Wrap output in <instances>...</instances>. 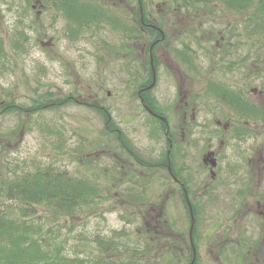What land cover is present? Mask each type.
Returning <instances> with one entry per match:
<instances>
[{"label": "rangeland", "instance_id": "1", "mask_svg": "<svg viewBox=\"0 0 264 264\" xmlns=\"http://www.w3.org/2000/svg\"><path fill=\"white\" fill-rule=\"evenodd\" d=\"M29 1L27 6L25 0H0V37L4 53L0 57V105L8 100L20 106H30L38 99H56L60 103L67 96L77 101L72 99V102L33 115L1 114L0 173H21L36 167H52L96 183L100 189L99 195L94 197L95 202L91 206H81L74 216L56 219L53 224L57 229L61 227L60 233H64L67 239V242H63L65 252L87 260L86 264H91V257L99 253L92 242L94 237L99 236L110 238L117 244L112 255L117 258V264L136 259L140 264H188L187 234L190 222L176 194L177 210L171 213L179 216L177 230L180 235L167 234L165 238H170L166 240L164 249L161 248V232L158 240L150 241L154 226V222L150 221V207L155 206V211L158 210L163 185L172 186L171 179L161 168L140 170L118 146L115 136L105 129V119L98 109L78 101L91 105L97 102L106 107L113 125L122 131L124 139L130 143L136 142L137 145L132 147L139 157L151 164L158 162L168 149L166 138L156 125L151 126L152 123L148 122L136 96L137 85L148 78L149 73L147 58L143 65L145 58L141 47L134 42L127 58L121 55L123 53L119 48L109 54L103 52L102 44L113 45L122 41L117 31L109 29L87 33L83 30L77 37L67 39V23L59 13L48 8L49 3L39 2L40 5L37 4L33 10L31 5L36 0ZM130 1L135 4L134 0ZM180 2V6L178 3L172 6L168 0L167 6L175 11L177 8L185 16V2ZM209 3L210 7L216 4ZM195 5L198 7L195 12L197 16L190 20L189 25L183 15L178 16L177 22L172 20L174 16H170V24L167 16L163 18L162 23L170 28L176 25V32L171 37V51L165 47L164 52H156L159 58L156 82L147 95L158 107L161 92V110L167 113L172 122L179 118L175 110L178 104L177 87L181 85L182 94H189L190 104L197 96L194 98L197 124L203 126L195 130V138H190L186 132V144H181L185 149L190 139L195 141L192 159L187 154L181 159L183 166L192 168L191 172H182V176L192 173L195 180H192L189 190L195 193L192 194L194 204L199 205L196 217H192L198 255L196 263L219 264L226 254L227 264H242L240 258L236 263L233 252L228 250L229 244H235H225L220 249L219 242L221 236L226 238L228 227L235 233L244 234L243 241L248 231L264 233L262 218L252 209L249 210L253 199L264 191V180L260 185L257 184L258 180L252 182L253 191L250 192L254 198L249 193L243 201L234 196L241 185L222 175H218L216 182L209 187L211 193L208 190L205 195L200 194L209 180L201 160L206 146L203 143L208 139L207 133H203L204 127L207 126V130L215 129L216 119L226 120L231 115H236L232 117L236 122L243 120L224 103L205 97L200 92L205 81L225 82L234 89L241 88L244 97L257 105L264 115V45L260 35L255 32L238 33L241 17L227 11L221 4L215 11L202 3ZM149 7L155 12V5ZM162 9L164 6L161 4V12H169ZM37 11L40 12L36 15ZM243 20L240 22L243 23ZM180 29L183 30L182 34ZM21 31H24L27 42L24 48H15L12 41H18L17 33ZM221 37L231 45L221 47ZM49 39L52 45H44ZM193 41H197V46ZM217 41V48H213ZM174 47L195 55L194 65L200 69L197 77L187 73L188 69L172 53ZM97 53L103 56L104 62L98 61ZM98 84L103 91L97 90ZM107 92L110 94L107 95ZM48 93L50 97L46 96ZM187 111L190 112L189 109ZM247 124L257 127L258 133L255 138L245 136L243 146L246 152L252 145L255 148L264 144V121L251 118ZM212 144L217 145L218 140H213ZM250 155L247 153L244 157L246 162ZM226 165L230 172L238 173L247 171V165L253 166L251 163L245 165L243 161H225ZM245 189H249L248 183ZM212 193L215 195L212 196ZM231 240L233 242L235 238ZM246 251L243 253L246 260L253 262L258 259H251Z\"/></svg>", "mask_w": 264, "mask_h": 264}, {"label": "flooded vegetation", "instance_id": "2", "mask_svg": "<svg viewBox=\"0 0 264 264\" xmlns=\"http://www.w3.org/2000/svg\"><path fill=\"white\" fill-rule=\"evenodd\" d=\"M80 1L84 2V0H80ZM95 1H97V3H94L92 1L91 2L93 4L100 5L98 6V9H100L101 11L103 10L105 13L107 14L109 13L111 17H114L115 19L120 20L129 29L135 26L136 28L141 30L143 33L148 34V36L150 34L151 36L152 35L154 36L155 34H159V37L156 39L152 40L151 37H148L146 38L145 41L136 42V44L141 47V52H144V54L142 53L145 58V60L143 61V65L145 64V61L147 58L148 68L151 74L150 79L146 77L143 81H140V83L137 85L136 96L138 98L139 105L141 106L142 110L146 113L147 119L149 120L148 122L152 123L151 126L155 127L156 125L158 129L160 130V132L162 131L163 136L166 138L168 149L166 150L164 156L158 162L151 164V162L145 161L144 159H141L139 157L138 153H136L134 148L132 147V145H137L136 142L133 141L132 142L133 144H132L129 142L128 139L126 138L124 139L122 131L117 126L114 125L115 127L110 129L105 125V129L110 131L111 135L115 136L116 141L118 142V146L122 149V151L128 157H130V160L132 163L137 164L141 168L140 170L144 171L146 168L150 169L149 168L150 166L156 169L161 168V170L163 172H166V175L171 179L172 186L169 185L165 187V185H163V189L161 193V205L158 207V210L155 211V208H154L155 206L150 207V211H151L150 221L152 220L154 222L152 232H154L156 235H160L158 230H161V246H162L161 248L164 249L165 246L167 245L166 240L170 238V237L165 238L167 234H170V235L173 234L175 237L180 235V233L177 230L178 229L177 223L180 221L179 216L177 215L175 217L171 213L172 211L177 210L176 203L174 200L175 198L174 195L176 194L177 197L179 198L183 206L184 212L187 213L189 222L191 221V213H192V216L195 218L196 214L194 215V211L195 213L198 212L197 207H199V205L194 204L193 199L195 197L194 198L192 197V194H195V193H192L189 190L190 184H192V180H195V179H192V173H190L188 176L186 175L185 177L182 176V172H185L188 170L191 172L192 168L183 166L182 165L183 159H181L185 156V154H187L190 158L192 157V154H193L192 152L194 148L193 146H194L195 141L194 139H190V142L185 149H183L181 144L182 143L186 144L185 136L187 135V133L190 136V138L191 137L195 138L196 136L195 130L198 127L203 126V125L201 124L198 126L197 124L196 100L194 99V98H197V96H194L193 98L194 102L190 104L189 94H182L181 85L177 87L178 104L175 105V110L177 112L176 116H179V118L176 121L174 120L172 122V120L167 115V113L161 110V92L159 95L158 107L153 105V107L155 108V111L151 110L150 112L149 110H147L145 106L143 105L142 101L143 100L145 101V98L143 95L147 94L153 88L156 82L157 59L159 60L156 52L158 50H161V52H164V49H166L167 47L170 48V51H171L170 43H172L173 41L172 40L173 38L171 39V37H174L175 32H176V28H175L176 25H173V27L170 28L168 24H163L162 20L163 18L165 19L167 16L168 17L167 19L169 20V24H170L171 23L170 16H174L175 19L174 17H172V20L177 22L179 20L178 16H182V15L184 16V14L182 13L181 15L177 11L178 10L177 8L175 11L173 10V8L167 6L168 0H134L135 1L134 3L136 4V6L130 0H95ZM169 1L171 2L170 5L172 6L177 3H178L177 5L180 6L181 5L180 1L185 2L184 6H186L185 7L186 13L184 17L186 18L187 21H189L188 25L190 24L192 20H194L193 17L197 16V14L195 13L197 12V9H198V7L195 5L197 4L196 0H169ZM84 3L91 4L90 0L89 2H84ZM161 4H162V7L164 6V9H162V11H169L168 13L161 12ZM153 5L156 6L155 12H153L149 7ZM218 5L219 4L217 3L214 4L215 8H217ZM173 11H175L176 13H173ZM203 15L205 14H201V16ZM238 15L241 18H239V23H238L239 27H238L237 32L244 33L243 23L240 22L244 19V13H239ZM102 29L104 30L109 29L110 31H114L107 24H105ZM180 32L182 34L183 30L180 29ZM117 33L120 35L122 41L120 43H117V42L114 43L111 48H107L106 45H104L105 47H103L102 45V50L104 52L105 51L104 49L106 48V52L108 51L107 53L109 54L110 51L112 52L116 48H119L121 49L120 52L123 53L121 55L127 58L128 55L132 52V47L134 46V39L133 37H130L129 35H125L124 33H121V32H117ZM221 41H222L221 47H224V44H227V46L231 45L229 42H226V40L224 41L223 37H221ZM193 42L195 43V46H197V41H193ZM218 43L219 41H217L216 44L213 45V48H217ZM187 50H190V48H188ZM172 53H174L176 57L179 59V62L184 64V66L188 69V72H187L188 74H190L191 76L193 75V77H197V75L200 74V69L198 67H195L194 65L195 55H192L188 52H185V50H182V49L180 50L177 48L172 49ZM179 54H186L188 58L184 59ZM101 62H104V58H103V61ZM151 64H153L154 75H153V72L151 71ZM153 80H154V83L152 85V88L145 90V87L149 86L153 82ZM145 82H150V83L145 84ZM208 84H214L217 89L223 87L226 94L231 93L233 95H236L239 99L243 98L245 95L241 88L234 89L232 88L231 85H227L225 82L216 81V80L215 81L208 80V81H205V84L202 87L200 93L204 95L205 97H209L212 100L216 99L219 101V99L216 98L214 95H212V93H208L206 91ZM160 86H161V83H160ZM97 90L103 91V88H101V86L98 84ZM106 94L109 95L110 92H107ZM72 99L74 101H77L74 98ZM78 101L80 104L83 103L84 105L88 104V106H92V107L95 106L101 109L104 108L106 112L108 113V118L112 120L110 116V112L103 105H99L97 102H94V104L91 105V103H87L85 101H80V100ZM227 106L229 110H231L235 114H238L239 117L244 116L241 113H238L235 107H230L229 105ZM188 109L190 110L189 113L187 111ZM223 116H225V114H223ZM233 116H236V115L227 116L226 120L216 119L214 121L215 129L207 130V126L204 127L205 131L203 133H207L208 139L204 141L203 143V145H206V146L204 147V150L201 154V160H202V167L204 171L206 172L205 175L208 174L207 177L209 178V180L206 181V183L203 185L204 187L200 191L201 192L200 194L205 195V193L209 190V187H211L213 183L216 182L218 175H222L224 178L232 181L234 184L241 185L242 188L237 186L238 188L236 189L234 196L240 198V200L243 201L244 198H246V196L249 193L251 194L250 191H253L252 182L258 180L259 183L257 184L260 185L261 180H264V144L260 145L259 147L255 146V148H253L254 145H252L247 148V152H246V148L243 146V140L245 139V136L255 138L256 133H258V128L250 127L247 124L249 123V120L247 121L245 119L243 120L238 119L236 122L232 119ZM195 121L196 123H194ZM166 122H167V125H166ZM162 127H164L163 130H162ZM152 131H153V127H152ZM222 134L224 135L221 136ZM215 139L218 140L217 145L212 144V141ZM252 140L253 142L255 141V139H252ZM236 141L238 142L236 143ZM184 151H186V153ZM247 153L248 154L251 153V155L248 156V160L246 162L244 157L246 156ZM114 154H116V150H114ZM225 161H231V162L235 161L236 163L238 161L239 162L243 161L245 165L251 163L253 166L247 165L248 170L243 173H240V172L238 173L235 171L230 172L228 165L225 166ZM132 169H135V168H132ZM247 183H248L249 189H245V184ZM225 185H226V181L224 182V186ZM166 188L168 189L167 191H165ZM131 191H133V189H131ZM209 192L211 193L212 190L211 191L209 190ZM211 195L214 196L215 194L212 193ZM258 196L259 197L257 199H253L252 204H250L251 208L249 210L252 209V211L255 214L259 215L260 218H262V222H264V191L259 193ZM251 197L254 198V194H251ZM144 218L145 217H143L142 220ZM146 225L147 224H145V226ZM256 233L257 234L251 233L248 231L247 236L245 235L246 239L243 241L242 238L244 234L241 235L240 233H235L234 230L231 231L230 228L228 227L226 238L224 239L221 236V241L219 242L220 243L219 248L221 249V246L225 244L233 243L235 245L229 244L228 250H230V252L231 251L233 252L234 259L236 261L240 258L242 264H253V263L256 264L259 260H261L258 264H264V233L263 232L262 233L256 232ZM195 238H196V235L195 237H193V231H192V236H191L188 230L187 251L189 253V256L191 257L188 264L193 258V247H194V253H195L194 263L197 261L198 255L196 252L197 250L196 244L194 242ZM233 238H235V241L232 242L231 239ZM245 250H247L246 254L247 256H250L251 259L256 258V257L258 259H255L253 262L251 260L248 261V259L246 260V256L243 255ZM226 257L227 255L225 254L223 258L224 261L222 262L221 261L222 257L219 255V259L221 261V263L219 264H227V262L225 261ZM236 263H238V261Z\"/></svg>", "mask_w": 264, "mask_h": 264}, {"label": "trees", "instance_id": "3", "mask_svg": "<svg viewBox=\"0 0 264 264\" xmlns=\"http://www.w3.org/2000/svg\"><path fill=\"white\" fill-rule=\"evenodd\" d=\"M25 1L28 6L30 1ZM91 1L97 3L95 0H90L91 4L84 3L89 0H84V2L80 0H36L31 7L34 10L37 4L47 5L49 3L48 8L59 13L67 23V39L77 37L83 30L86 33L100 32L105 24L114 31L133 37L134 42L145 41L148 37H151L152 40L159 37V34L148 36L135 26L129 29L120 20L98 9L100 5L93 4ZM208 1L221 4L229 12L244 13V33L259 34L264 45V0H196V3L209 6ZM210 8L215 11L214 5ZM248 10L249 15L246 16ZM39 12L37 11L36 15ZM17 34L18 41H12V45L15 48H24L27 37L24 31ZM105 45L107 48L112 47L111 44ZM103 47L105 46L103 45ZM104 50L106 52V48ZM3 55V40L0 37V57ZM96 55L99 62L103 61L102 55L98 53ZM179 55L184 59L188 58L186 54ZM150 75L149 71V79ZM148 83L150 82H145V84ZM206 91L212 93L219 101L230 107H235L236 111L246 118L264 121L262 111L247 98L239 99L231 93L226 94L223 87L217 89L214 84H208ZM147 94L143 95L146 105L155 111L154 101ZM50 95L48 93L46 96L50 97ZM69 102H72L71 96L60 101L61 104L56 99H38L30 106L16 105L13 101L8 100L0 105V115L5 113L33 115ZM97 109L104 117L107 127L110 129L115 127L108 118L106 110L104 108ZM99 190L93 181L80 179L60 168L36 167L34 170L21 173H0V264H86L87 260L65 252L63 242H67V239L64 233H60L61 227L57 229L53 224L56 219L74 216L81 206H91L95 202L94 197L99 195ZM158 232L160 233L161 230ZM150 234L152 235L151 242L158 240L160 236L154 232ZM92 242L97 246L99 253L91 257L89 261L91 264L118 263L117 258L112 257L117 249V244L112 239L99 236L94 237ZM131 255L133 256V253ZM121 263H125V261H121ZM126 264L140 263L136 259L127 260Z\"/></svg>", "mask_w": 264, "mask_h": 264}, {"label": "water", "instance_id": "4", "mask_svg": "<svg viewBox=\"0 0 264 264\" xmlns=\"http://www.w3.org/2000/svg\"><path fill=\"white\" fill-rule=\"evenodd\" d=\"M153 83H154V80H153ZM153 83L151 84V86L153 85ZM168 168H169V167H168ZM192 228H193V218L191 219L190 234H191V230H192ZM194 260H195V253H194V248H193V259H192V261H191L190 264H193Z\"/></svg>", "mask_w": 264, "mask_h": 264}]
</instances>
